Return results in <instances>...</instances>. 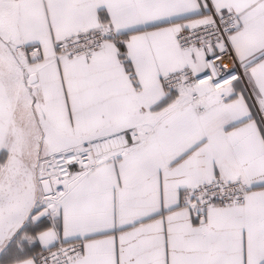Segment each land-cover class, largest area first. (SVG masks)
Instances as JSON below:
<instances>
[{"label":"snow or ice","instance_id":"obj_1","mask_svg":"<svg viewBox=\"0 0 264 264\" xmlns=\"http://www.w3.org/2000/svg\"><path fill=\"white\" fill-rule=\"evenodd\" d=\"M0 264H264V0H0Z\"/></svg>","mask_w":264,"mask_h":264}]
</instances>
